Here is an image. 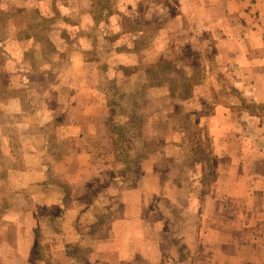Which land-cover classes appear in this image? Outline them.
I'll use <instances>...</instances> for the list:
<instances>
[{
    "label": "rangeland",
    "instance_id": "rangeland-1",
    "mask_svg": "<svg viewBox=\"0 0 264 264\" xmlns=\"http://www.w3.org/2000/svg\"><path fill=\"white\" fill-rule=\"evenodd\" d=\"M97 1L0 0V264H264V102L216 0Z\"/></svg>",
    "mask_w": 264,
    "mask_h": 264
},
{
    "label": "crops",
    "instance_id": "crops-1",
    "mask_svg": "<svg viewBox=\"0 0 264 264\" xmlns=\"http://www.w3.org/2000/svg\"><path fill=\"white\" fill-rule=\"evenodd\" d=\"M202 4L200 11L201 9L206 10L205 7L208 5V2L206 1V4H204L202 1ZM214 4L217 5L216 7L219 9V12L212 18V31L215 36H224L229 44L224 52H227V66L230 65L231 68L236 69L232 81L235 86L239 85V89L244 90L245 94L249 93L248 96L251 100H254L256 103L264 102V0H216L214 3H210L212 7ZM206 13H203V17L210 18L209 14L213 12L209 11V14ZM83 88L82 82L77 83L72 92L73 97L77 98V100L81 99V97L83 98L84 94L82 91L85 90ZM248 115L251 118H257L251 112ZM213 118H216V116H213ZM83 127L84 125L79 122L78 125L57 126L56 130H62L69 134L77 133L78 136L82 134V138L90 137L89 135L83 136V132L86 130V132L92 133L94 124L91 123L86 128ZM1 140L7 143L6 137L1 138ZM88 158L90 159V157ZM83 160L84 162H80L78 166L76 163L68 164L67 169L72 165L76 172H80L77 174V177H71L69 174H66L70 184L73 182L74 184L79 182L82 184L86 181L88 174L84 172L88 167H92L94 161H91V159L88 162H86V159ZM109 167L110 164L105 163V171ZM261 175L258 173L254 177L258 178ZM28 176L25 173L24 178H29L27 180L32 179ZM40 180L43 179L41 178ZM252 190H255V194L257 193V189L252 188ZM125 223L126 221L121 220V222L115 223V227ZM125 256L127 255H121L122 258Z\"/></svg>",
    "mask_w": 264,
    "mask_h": 264
},
{
    "label": "trees",
    "instance_id": "trees-1",
    "mask_svg": "<svg viewBox=\"0 0 264 264\" xmlns=\"http://www.w3.org/2000/svg\"><path fill=\"white\" fill-rule=\"evenodd\" d=\"M102 1H104V0H99V1H97V3L98 4H100ZM105 2H106V0H105ZM105 8H107V10H108V8H109V5L107 4V2H106V6H105ZM110 12V11H109ZM97 23V22H96ZM112 103V102H111ZM141 125H142V123H141V117L139 116V115H137V114H131V123L129 124V125H127V126H123V125H121L120 126V128H122V129H132V130H134V129H137V128H140L141 127ZM118 141V140H117ZM113 143H116V141L113 139ZM118 143V142H117ZM114 145V144H113ZM116 146V145H115ZM124 158H125V156H124ZM124 162H126V161H124ZM204 179V178H203Z\"/></svg>",
    "mask_w": 264,
    "mask_h": 264
}]
</instances>
